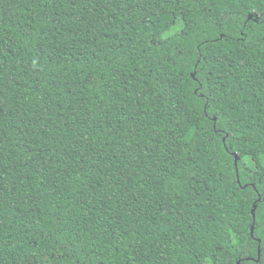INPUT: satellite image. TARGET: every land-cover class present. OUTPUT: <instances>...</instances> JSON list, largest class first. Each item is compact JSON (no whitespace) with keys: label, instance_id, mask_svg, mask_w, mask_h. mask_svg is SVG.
I'll return each mask as SVG.
<instances>
[{"label":"trees","instance_id":"1","mask_svg":"<svg viewBox=\"0 0 264 264\" xmlns=\"http://www.w3.org/2000/svg\"><path fill=\"white\" fill-rule=\"evenodd\" d=\"M238 262L264 264V0H0V264Z\"/></svg>","mask_w":264,"mask_h":264},{"label":"rangeland","instance_id":"2","mask_svg":"<svg viewBox=\"0 0 264 264\" xmlns=\"http://www.w3.org/2000/svg\"><path fill=\"white\" fill-rule=\"evenodd\" d=\"M178 30H179V27H177V28H173V29H171V30L168 32V34L176 33V32H178Z\"/></svg>","mask_w":264,"mask_h":264},{"label":"water","instance_id":"3","mask_svg":"<svg viewBox=\"0 0 264 264\" xmlns=\"http://www.w3.org/2000/svg\"><path fill=\"white\" fill-rule=\"evenodd\" d=\"M238 158H239V157H238V155L236 154V161L238 160ZM238 264H239V262H238Z\"/></svg>","mask_w":264,"mask_h":264}]
</instances>
